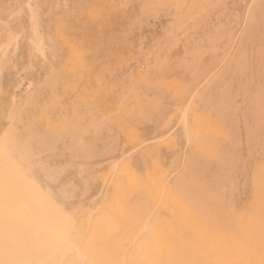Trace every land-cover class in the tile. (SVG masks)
<instances>
[{
	"label": "rangeland",
	"instance_id": "obj_1",
	"mask_svg": "<svg viewBox=\"0 0 264 264\" xmlns=\"http://www.w3.org/2000/svg\"><path fill=\"white\" fill-rule=\"evenodd\" d=\"M0 168V264L264 250V0H0Z\"/></svg>",
	"mask_w": 264,
	"mask_h": 264
},
{
	"label": "bare ground",
	"instance_id": "obj_2",
	"mask_svg": "<svg viewBox=\"0 0 264 264\" xmlns=\"http://www.w3.org/2000/svg\"><path fill=\"white\" fill-rule=\"evenodd\" d=\"M36 27V26H35ZM37 30V29H36ZM36 36V35H35ZM43 52V51H42ZM159 67V66H158ZM160 68V67H159ZM32 96H35V95H32ZM36 97V96H35ZM195 97V96H194ZM34 98V97H33ZM32 100H36V99H32ZM7 137V136H6ZM20 137H22V136H19V139H22V138H20ZM8 140V139H7ZM8 141H10V140H8ZM11 141H12V139H11ZM14 141V140H13ZM19 141V140H18ZM23 141V140H22ZM22 141H20V142H22ZM25 142V145H26V140H24ZM201 141V140H200ZM188 142V141H187ZM2 143H3V141H2ZM11 143V142H10ZM24 143H20L23 147H26L25 145H23ZM9 144V143H8ZM14 143H12V146L14 147V145H13ZM6 145V144H5ZM19 145V144H18ZM22 146H20L21 147V149L23 148ZM5 148H9L10 147V145H9V147H8V145H6V146H4ZM13 147H11V150H15V149H12ZM10 149V148H9ZM8 149V150H9ZM4 151V149H1V151ZM7 150V149H6ZM10 151V150H9ZM4 152H6V151H4ZM18 152H19V150H18ZM17 152V153H18ZM31 152V151H30ZM12 153V152H11ZM29 153V152H28ZM5 154H7V152L5 153ZM11 155V154H10ZM12 155H13V153H12ZM18 156V155H17ZM32 157H34L33 156V154L31 155ZM19 158V157H18ZM26 158V157H25ZM20 159V158H19ZM30 159H32V158H30ZM15 160V159H14ZM22 160V159H21ZM20 160V161H21ZM27 160V159H26ZM13 161V160H12ZM23 161V160H22ZM30 160H28V162H29ZM24 162H26L25 160H24ZM24 162H22V163H24ZM19 163V162H18ZM118 163V162H117ZM14 164H15V162H14ZM20 164V163H19ZM18 164V165H19ZM27 164V163H26ZM28 165V164H27ZM188 166V165H187ZM15 167H17V165H15ZM19 167V166H18ZM18 167H17V169H18ZM20 167H22L21 165H20ZM14 168V167H13ZM21 169V168H20ZM190 169V168H189ZM0 172H2V168H0ZM194 174V173H193ZM0 177H1V173H0ZM7 181H9V180H7ZM11 182V181H10ZM9 182V183H10ZM194 183H195V181H194ZM8 186L9 185H7L4 189H6L7 190V192H8ZM164 187V186H163ZM4 189H1L0 188V192H1V195H0V198L3 200V201H6L7 200V196L6 197H3V193H4ZM6 192V193H7ZM259 192V191H258ZM163 195V194H162ZM162 197V196H161ZM0 199V202L2 201ZM8 199H9V197H8ZM22 199H24V198H22ZM10 200H12V199H10ZM105 200V199H104ZM161 200V199H160ZM159 200V201H160ZM29 202V201H28ZM30 205H32V204H29V206ZM4 208H5V206H4ZM6 208H7V206H6ZM11 208V206L9 207V208H7V210H9ZM2 209V208H1ZM30 209H32V208H30ZM188 208H186V210H187ZM12 210V209H11ZM11 210H10V212H11ZM14 210H16V209H14ZM80 210V209H79ZM251 212V211H250ZM1 213V212H0ZM2 213H3V211H2ZM30 213V212H29ZM79 213V212H78ZM8 215H9V212H8ZM8 215H5V216H8ZM248 216V215H247ZM1 217V216H0ZM4 217V216H3ZM192 218V217H191ZM194 218V217H193ZM197 218V217H196ZM195 218V219H196ZM194 219V220H195ZM261 219V218H260ZM3 220V218H1V221ZM184 221H185V219H183ZM9 221V220H8ZM11 221V220H10ZM17 221V220H16ZM12 222V221H11ZM186 224V223H185ZM146 225V224H145ZM259 226V225H258ZM261 234V233H260ZM139 237V236H138ZM260 237H262V236H260ZM228 240H230V239H228ZM227 240V241H228ZM229 242V241H228ZM232 242V241H231ZM259 246V245H258ZM259 248H261V246H259ZM128 250V249H127ZM111 251V250H110ZM209 251V250H208ZM224 252L223 253H219L220 255H219V257H217L215 260H213V261H211L210 262V264H225L226 262H227V260H228V256H227V251H226V249L225 250H223ZM216 255V254H215ZM113 256V255H112ZM125 260V259H124ZM233 263L234 264H264V250H260V249H252V247L250 246V243H248L247 245L245 244V247H243V248H240V250H239V252L236 254V256L233 258Z\"/></svg>",
	"mask_w": 264,
	"mask_h": 264
}]
</instances>
